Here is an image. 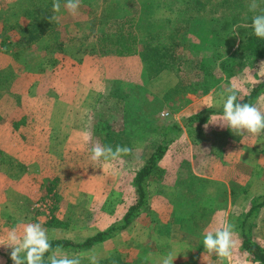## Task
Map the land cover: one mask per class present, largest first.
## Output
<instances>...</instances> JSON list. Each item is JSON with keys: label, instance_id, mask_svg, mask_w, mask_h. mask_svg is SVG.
Here are the masks:
<instances>
[{"label": "rangeland", "instance_id": "1", "mask_svg": "<svg viewBox=\"0 0 264 264\" xmlns=\"http://www.w3.org/2000/svg\"><path fill=\"white\" fill-rule=\"evenodd\" d=\"M136 1L140 19L137 32L140 36L156 32L158 54L150 65L145 63L144 81L117 79L130 88L135 104L145 102L152 111V119L183 123L184 117L193 111L214 104L230 82L238 83L239 98L254 82L264 79V70L260 69L264 57L251 61L235 51L240 26L251 25L248 9L251 0L245 1L243 18L235 23L233 10L228 5L219 6L220 0H212L215 4L192 0L195 8L206 7V11L192 9L188 24L183 22L185 0ZM35 2L38 3L0 0V148L25 166L12 164L0 156V237L14 227L39 222L47 229L49 238L83 240L120 218L135 200L133 176L159 137L153 132L142 134L133 130L134 135L142 134L145 138L135 144L131 154L99 162L91 160L92 146L101 142L87 131L91 112L88 104L96 95L94 91L115 79V66L119 62L94 55L95 35L90 33L81 38L82 33L90 30L86 19L89 7L82 5L81 0V9L75 17L64 4L57 14L60 23H52L47 36L53 43V54L60 59L56 65L44 64L42 69L41 42L24 47L22 38L24 25L31 18L26 8L35 6ZM99 2L97 8L95 4L90 7L92 14L108 0ZM260 2L264 4V0ZM120 8L121 5L115 4V15ZM58 43L64 46L59 49ZM78 44L82 46L80 49ZM216 44L223 51L221 58L211 52ZM21 50L22 54L17 56L16 52ZM235 52L247 63L240 66L236 62L237 72L230 75L219 64L222 58L232 57ZM149 70L156 75L151 77ZM67 95L72 96V102L64 99ZM258 103L264 104V95ZM103 110L121 113L118 104L106 101L97 104L95 113ZM166 111L169 113L165 114ZM22 115L27 116L26 121L21 129H16L14 122L21 120ZM220 116L211 115L217 121ZM69 122L80 127L68 130ZM206 124L208 132L203 138L198 137V142H193L185 129L160 161L166 169L163 181L167 184L162 189L174 190L176 197L159 193L152 198V214L144 213V217H138L124 231L88 250L64 252L69 255L95 252L100 259L115 253L116 259L109 264H154L145 259L148 253L158 264L161 257L173 253L185 258L183 264H204V231L231 223L235 225L239 244L231 260L224 264H259L241 248V220L249 200L264 191V136L249 133L239 136L227 127L209 121ZM49 126L53 128L50 132L46 130ZM10 144L13 149H9ZM215 146L221 147L222 158L211 155ZM56 176L57 200L48 191ZM54 206L59 217L70 221L69 226L47 224ZM246 226L253 238L264 242L263 216L256 214ZM10 251L0 246V264H13ZM209 264L220 262L213 254L209 256Z\"/></svg>", "mask_w": 264, "mask_h": 264}, {"label": "trees", "instance_id": "2", "mask_svg": "<svg viewBox=\"0 0 264 264\" xmlns=\"http://www.w3.org/2000/svg\"><path fill=\"white\" fill-rule=\"evenodd\" d=\"M38 3L32 9L31 7L26 8V14H31L29 22L24 25L22 38L24 41L23 46L33 45L36 42H41L40 48L43 52V62L42 69L44 64L56 65L60 59L57 54H53L51 50L53 43L47 36V32L52 30V23L59 24L60 21H51L49 17L51 15H56L52 11V5L54 0H37ZM82 5L89 7L87 19L89 20L90 30L89 33H82L81 38L85 39L89 34L96 36L97 49L100 54H119L127 55L133 53H139L146 63H150L156 58L158 52V40L159 37L151 31L147 32V35L140 36L136 29L137 16L134 14L127 15L124 17H118L115 15V2L114 0H108L104 2L103 5H99L101 8L99 11L92 14L90 7L98 6L100 3L99 0H83ZM96 1V2H95ZM207 3L215 4L212 0H206ZM246 0H220L217 3L219 6L225 5L229 10H233L234 13H231L233 16V22H238L243 18L242 11L245 7ZM250 1V0H249ZM61 9L65 0H60ZM99 2V3H98ZM251 2V1H250ZM249 2V3H250ZM261 8H264V4H261L260 0H257ZM81 9V8H80ZM92 9V8H91ZM192 9L201 11L205 10L206 7L199 6L198 8L194 7L192 0H185L184 6V19L183 22L189 23L190 18H192ZM246 14V13H245ZM252 12H250L249 19L253 17ZM247 18V16L245 17ZM189 27H187L188 29ZM240 39L236 46V52L239 54L246 55L250 58L251 61L257 60L260 57H264V39L256 37L253 33L251 25L240 26ZM173 38L176 35H172ZM216 44V47H211V52L216 58H221L224 54L223 51ZM58 48H62L64 45L62 43L57 44ZM82 46L78 44L77 48L80 49ZM232 57H224L220 61V66L230 75H233L237 72L235 69L236 62H239L240 66H243L245 59L237 56V53ZM22 54V50L16 52V55L19 56ZM239 60V61H238ZM251 63V62H250ZM151 70V69H150ZM149 70V75L152 77L156 73H152ZM122 79H111L108 82V85L101 90L94 91L96 94L94 99L89 102V107L91 112L89 114L87 126L88 131L92 136L98 137L101 145L103 146H112L113 149L117 145L129 147L133 150L136 143L140 142L145 138L142 134L147 132H153L159 137V141L156 142L155 148L146 156L143 164L136 169L135 174L132 179V184L136 193L135 200L129 205L128 209L123 213V215L109 224L107 227H104L95 233L87 236L83 240H75L69 237H54L50 238V242L53 245V248L59 246L63 250H74V251H85L95 246L99 242H103L108 238L115 236L118 232L127 229L138 217L145 214H150L153 209L152 198L157 194H165L168 198L176 197L175 191L164 190L163 186L167 183L163 181L165 176V168L161 165L160 161L168 153L171 143L176 137H179L181 134L185 133L187 130L189 137L193 142H198L200 138L207 133L205 124L208 123L212 114H222V108H208L203 107L197 112L191 113L190 115L184 117V122L179 121H162L159 118H151V109L147 107L145 102L137 98V101H141L135 104V98H132L130 88H126ZM208 83V82H207ZM106 84V82H105ZM212 85V84H210ZM208 85V86H210ZM139 88L141 86L138 85ZM93 93V90L90 91ZM136 93V91H133ZM90 93V94H91ZM89 94V95H90ZM264 95V79L258 80L253 83L248 92L243 96L239 97L238 100L246 103H258L259 99ZM87 97V96H86ZM111 102L112 104H118L121 113L113 114L112 112L101 111L100 113H95L97 104L103 102ZM142 104L141 106H138ZM91 105V106H90ZM112 106V105H111ZM131 107L133 109H131ZM264 110V109H263ZM151 119V120H150ZM26 117L24 116L20 122L15 121V124L18 125L21 121H25ZM150 121V123H148ZM212 126H209V128ZM133 130L142 134H133ZM259 136H264V133L259 134ZM200 137V138H198ZM187 143L188 140H187ZM221 147L215 146V149L212 150L211 155L213 157H221L220 151ZM132 153V151H131ZM130 153V154H131ZM0 156L8 158L7 160L10 163H18L19 166H24L18 159H15L9 154L4 153L3 149L0 148ZM126 156V155H124ZM222 158V157H221ZM225 161V160H224ZM25 168V166H24ZM55 182H51L48 185V191L54 197L58 199L59 193L56 190V183L59 179L58 176L55 177ZM264 205V192L259 193L253 196L246 205V212L241 220V231H242V249L247 250L252 258L259 262V264H264V246L255 240L250 233L248 232L246 224L248 220L255 216L256 212ZM56 207L54 206L51 209L50 218L47 220V224L51 226H61L67 227L70 224V221L59 217L56 213ZM152 214V213H151ZM252 224H250L251 227ZM47 257V254H46ZM116 259V254L111 253L107 257L100 259L99 264H109ZM107 261V262H106ZM47 264V259H46ZM83 264H88L87 260H84Z\"/></svg>", "mask_w": 264, "mask_h": 264}, {"label": "clouds", "instance_id": "3", "mask_svg": "<svg viewBox=\"0 0 264 264\" xmlns=\"http://www.w3.org/2000/svg\"><path fill=\"white\" fill-rule=\"evenodd\" d=\"M81 6V0H65L64 8L75 17ZM250 12L254 13L251 27L256 37L264 39V8H261L257 0H251L248 5ZM60 0H54L52 11L59 13ZM49 19L58 21L59 17L51 15ZM260 69L264 70V61L260 63ZM241 89L236 81L230 82L227 88L219 94L220 98L214 104H206L208 108H222L220 119H209V123L229 128L234 134L242 136L244 133L259 135L264 133V104L246 103L238 100ZM205 106V105H204ZM161 115H165L161 113ZM208 128V124H205ZM126 146H103L94 144L91 148V160L99 162L109 159H117L122 155L131 153ZM235 225L228 223L222 227L206 229L203 233L202 244L204 253L202 262L209 264V256L215 255L220 264L230 261L239 241L234 232ZM0 246L11 249L10 258L13 264H99V255L95 252L69 255L62 248H53L47 229L39 222H29L22 227H14L0 237ZM264 246V244H262ZM47 254V257H46ZM207 254V255H206ZM178 254L168 253L160 258L158 264H174ZM146 260L148 257L145 258Z\"/></svg>", "mask_w": 264, "mask_h": 264}, {"label": "crops", "instance_id": "4", "mask_svg": "<svg viewBox=\"0 0 264 264\" xmlns=\"http://www.w3.org/2000/svg\"><path fill=\"white\" fill-rule=\"evenodd\" d=\"M115 1V4L117 5H121V8H120V10H118L116 13V15L118 16V17H124V16H127V15H131V14H134V15H136V16H138L137 14H138V9H137V7H138V2L136 1V0H114ZM125 7V9H123L122 7ZM87 19V18H86ZM88 20V19H87ZM140 22V19H138V17H137V23H136V29H137V24ZM139 32V31H138ZM96 37V36H95ZM96 50L97 51H95V53H94V55H99V57H101L102 58V60H108V61H112V60H114V61H118L119 62V64H117L116 66H115V75L113 76V77H115V78H123V79H127V78H129V79H132V80H136V81H144V77H146L144 74H145V71H146V67H145V62L142 60V58H141V56L139 55V53H133V54H127V55H119V54H114V53H111V54H105V55H102V54H100V52H99V50L97 49V46H96ZM94 71H95V69H93ZM107 77H110V74L109 73H107ZM106 85V84H105ZM89 91H90V89H89ZM86 92H88V90L86 91ZM88 96V95H87ZM72 96H70V95H67V96H64V99H66L68 102H72L73 100H72V98H71ZM83 104V103H82ZM193 112H197L196 110L195 111H193ZM66 113H68V111L67 112H65L64 114H66ZM25 115H22L20 118H23ZM26 118H27V116H25ZM17 121H19L20 122V120L19 119H16ZM26 121V120H25ZM25 122L23 121H21V123H19L18 125H16L15 124V122H14V127L16 128V129H21L20 127H21V125L22 124H24ZM70 123V122H69ZM73 127L74 128H78V127H80V126H76V125H72L71 123H70V125H69V128H67L68 130L69 129H72V130H75V129H73ZM48 128V127H47ZM49 128L50 129H46V130H48V132H50V131H52V127L51 126H49ZM87 129V128H86ZM71 130V131H72ZM87 131H88V129H87ZM45 132V131H44ZM13 143V142H12ZM12 148V145L10 144V147H9V149H11ZM13 149V148H12ZM264 192V191H263ZM262 193V192H261ZM259 194V193H258ZM255 196V195H254ZM264 205L256 212V214H259L260 215V217L261 216H263L264 217ZM255 214V215H256ZM122 231H124V230H122ZM122 231H120V232H122ZM119 233V232H118ZM117 233V234H118ZM116 234V235H117ZM115 235V236H116ZM88 236V235H87ZM86 236V237H87ZM85 237V238H86ZM114 237V236H113ZM84 238V239H85ZM112 238V237H111ZM111 238H108V239H106V240H109V239H111ZM255 240H257V241H259L261 244H264V242L263 241H260L259 239H257V238H254ZM105 240V241H106ZM243 240V239H242ZM104 242V241H103ZM99 243H101V242H99ZM99 243H97V244H99ZM175 243H179V241L178 240H176L175 241ZM174 243V244H175ZM96 244V245H97ZM241 248H242V242H241ZM247 250H245V252H246ZM248 252V251H247ZM165 256V255H164ZM248 256H249V252H248ZM146 257H148V259H147V261H152L154 264L157 262V261H155V258H154V256L152 255V254H150V253H148L147 255H145V258ZM250 258V257H249ZM250 259H253L252 257L250 258ZM184 261H185V258H182V257H179V255H178V257H176V259L174 260V264H179L180 262H181V264H183L184 263ZM254 261H256V260H254ZM257 263H259L258 261H256Z\"/></svg>", "mask_w": 264, "mask_h": 264}, {"label": "built area", "instance_id": "5", "mask_svg": "<svg viewBox=\"0 0 264 264\" xmlns=\"http://www.w3.org/2000/svg\"><path fill=\"white\" fill-rule=\"evenodd\" d=\"M168 113H169L168 111L165 112V114H168Z\"/></svg>", "mask_w": 264, "mask_h": 264}]
</instances>
